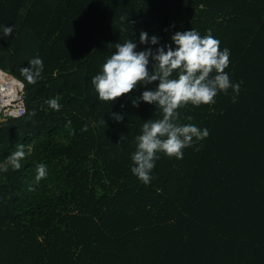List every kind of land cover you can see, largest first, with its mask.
Here are the masks:
<instances>
[{"label": "trees", "instance_id": "obj_1", "mask_svg": "<svg viewBox=\"0 0 264 264\" xmlns=\"http://www.w3.org/2000/svg\"><path fill=\"white\" fill-rule=\"evenodd\" d=\"M2 25L15 30L0 37V69L23 82L26 111L0 119V264H264V0H0ZM191 28L230 50L240 92L178 109L209 135L183 159L160 153L144 185L130 156L162 111L132 105L139 85L102 101L91 79L117 42L144 50L146 31L171 46ZM37 56L28 84L20 69ZM56 96L59 111L46 104Z\"/></svg>", "mask_w": 264, "mask_h": 264}, {"label": "clouds", "instance_id": "obj_2", "mask_svg": "<svg viewBox=\"0 0 264 264\" xmlns=\"http://www.w3.org/2000/svg\"><path fill=\"white\" fill-rule=\"evenodd\" d=\"M120 20L127 24L126 16H121ZM6 25L0 26V37L13 35L15 26ZM170 39L171 46L161 45L158 36H149L146 31H141L139 43L147 47L140 51L137 50L133 36L117 42L115 52L111 53L100 72L91 79L96 94L102 101L112 102L117 97L132 92L139 85L144 90L139 96L131 98L132 105L138 107L140 102H145L162 111V118L143 122L141 133L135 137V151L130 156V171L144 185L151 183L152 170L160 153L183 159L185 148L209 135L207 128L180 122L178 109L188 104L195 107L214 104L217 95L226 94L229 89L234 94L232 99L235 102L236 95L240 92V84L233 83L229 73L225 71L229 67L230 50L220 48V41L212 35L211 29L203 36L193 28L183 32L176 31ZM43 70V60L37 56L28 60L27 66L22 67L20 73L28 84H35ZM153 82H156L154 86ZM14 83L23 86L21 81ZM59 99V96L49 98L46 104L50 109L59 111L62 107ZM27 115L34 116L35 110L27 112ZM110 115L117 122L123 119L118 113ZM81 131H87V128ZM123 139L122 136L121 140ZM23 157V151H17L9 158L15 169L21 168L20 160ZM6 171V167L0 168V172ZM36 174L37 180L45 178L47 164L38 163Z\"/></svg>", "mask_w": 264, "mask_h": 264}, {"label": "built area", "instance_id": "obj_3", "mask_svg": "<svg viewBox=\"0 0 264 264\" xmlns=\"http://www.w3.org/2000/svg\"><path fill=\"white\" fill-rule=\"evenodd\" d=\"M14 81L20 80L0 69V119L19 117L26 111L24 85Z\"/></svg>", "mask_w": 264, "mask_h": 264}]
</instances>
